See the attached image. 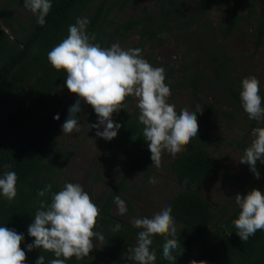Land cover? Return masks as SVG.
<instances>
[{
	"label": "trees",
	"instance_id": "16d2710c",
	"mask_svg": "<svg viewBox=\"0 0 264 264\" xmlns=\"http://www.w3.org/2000/svg\"><path fill=\"white\" fill-rule=\"evenodd\" d=\"M132 1L52 0V8L43 26L36 24L31 12L23 6V0L0 2V173L10 170L17 175L16 198L12 202L0 199V225L24 234L21 249L33 239L27 235V227L40 201L50 202L47 194L37 197V191L49 184L52 192L61 188L58 176L64 148L59 135L68 109L78 98L76 95L71 98L67 108L40 112L47 107L54 92L65 87L64 72H57L49 65L47 53L66 38L68 26L77 18L89 21L86 31L95 36L90 42L102 48L109 47L116 36L126 40L133 33L137 41L131 48H140L142 57L148 61L153 59L144 54L146 44L160 41L165 34L186 39L193 58L182 64L177 72L179 75L172 68L167 70L164 82L170 91H174L176 84L185 86L182 88L188 89V97L192 100L190 105L193 108L201 106L214 116L235 120L234 112L242 110L239 89L243 76L234 74L221 41L228 38L242 20H246L252 27L253 47L258 49L264 39V0H248L246 5L241 0H195L191 9L184 7L183 0H156L151 10L143 8L138 16L118 23L116 16ZM11 6L27 12V19H15ZM214 8L227 11V21L218 30L220 41L206 22L209 11ZM203 80L221 95L222 102L231 108L229 112L221 110L215 102L203 99ZM260 94L264 97V89ZM132 98L127 97L125 109L112 115L114 123L121 125L116 137L104 140V145L114 150L134 153L116 182L108 185V193L94 199L101 213L94 230L100 232L104 239H94V249L88 257L79 261L73 257L66 264H136L128 256L141 229L121 221L120 215L111 211L116 196L125 202L128 211L131 210L130 203L121 193L131 177L142 173L146 179L152 171L150 152L142 137L143 126L138 121L139 111L137 107L131 108ZM180 109L176 111L179 113ZM56 114H59V119H53ZM222 142L223 139L208 132L198 131L196 138L184 145L180 153L171 156L168 163L169 173L181 187L167 201L172 205L170 212L181 246L173 253V264H264V231L258 230L246 242L241 241L232 224L238 217V206L229 209L210 204L196 190L205 183L214 168L207 148L212 143ZM227 144L241 152L248 146L245 136L232 139ZM5 163L11 168L4 169L2 165ZM262 167L264 163L259 162L258 168ZM236 178L233 174L222 175L223 180ZM98 180L100 177L96 173L94 181ZM116 223L121 227L113 231ZM161 244L162 234L154 235V264H169L160 256ZM39 255H44L46 262L54 258L49 252L33 249L25 252L24 264H35Z\"/></svg>",
	"mask_w": 264,
	"mask_h": 264
},
{
	"label": "clouds",
	"instance_id": "9594fccd",
	"mask_svg": "<svg viewBox=\"0 0 264 264\" xmlns=\"http://www.w3.org/2000/svg\"><path fill=\"white\" fill-rule=\"evenodd\" d=\"M23 6L31 12L36 24L43 26L52 8V0H23ZM88 23L86 18H77L68 26L66 38L47 53L49 65L57 72H64L65 87L78 98L68 109V116L61 125L62 132L80 131L76 114L81 110L79 104L82 100L97 116V123L89 127L98 129L97 137L110 141L121 127L112 120L113 113L125 109L127 97H135L138 121L143 126L142 137L147 142L151 165L159 169L164 152L175 156L192 138H196V113L201 107L197 106L195 110L182 108L178 113L176 106L167 102L171 92L164 82V69L152 67L142 57L140 48L122 49L118 43L102 48L91 43L95 36L86 31ZM239 101L249 120L264 122V97L255 76L250 75L240 81ZM53 119H59V114ZM101 127L102 131L99 130ZM251 136V142L243 150L239 162L246 164L259 179L260 173L255 165L257 161L264 163V127L253 128ZM2 167L10 169L11 165L5 163ZM148 183L155 185L157 181L149 177ZM16 184L14 171L0 173V199L12 202L17 196ZM51 188L52 185H45L36 193L37 197L47 194L50 202L40 201L27 227V235L33 239L24 245V249L20 247L24 234L0 225V264H24L25 252L33 249L49 252L54 257L46 262L45 256L39 255L35 264H66L73 257L79 261L94 249V239H104L100 232L94 230L98 226L100 210L81 184L64 183L56 192ZM234 198L239 213L232 224L239 239L246 242L258 230L264 231V192L252 189L243 197L236 194ZM114 202L117 214L124 215L127 212L125 202L119 196L114 197ZM171 208V203L166 202L150 218L134 219L132 226L141 230L128 259L136 264H154L153 236L162 234L160 256L173 264V253L181 246ZM120 227L116 223L113 231Z\"/></svg>",
	"mask_w": 264,
	"mask_h": 264
},
{
	"label": "rangeland",
	"instance_id": "374dc122",
	"mask_svg": "<svg viewBox=\"0 0 264 264\" xmlns=\"http://www.w3.org/2000/svg\"><path fill=\"white\" fill-rule=\"evenodd\" d=\"M156 0H133L130 5L116 16L118 23L127 18L136 17L143 8L152 9ZM232 1V0H228ZM244 5L248 0H241ZM4 3L5 0H0ZM195 0H183L184 7L191 9ZM13 17L17 20L25 21L28 13L15 6L10 7ZM244 13V12H243ZM227 21V11L223 8L211 9L207 15V24L215 30L216 38L221 40L218 30H220ZM251 26L242 20L232 32V34L222 40V45L227 53L231 66L234 68L237 76H255L260 82V91L264 89V39L258 49H254L252 38L250 36ZM182 39V40H181ZM137 41V37L132 33L126 40L123 37L116 36L109 44L118 43L122 49H128ZM144 54L149 55L153 60L148 61L152 67H162L166 74L169 68L174 69L175 73L182 68V64L193 58V52L189 50V44L182 37L173 38L165 34L160 41H154L145 45ZM167 64V65H166ZM199 66L198 68H200ZM205 73L208 70H204ZM204 81V80H203ZM203 83V99L215 102L223 111H230L225 102H222L221 95L216 92L210 83ZM175 85V89L168 98V103L176 106L175 110L180 108L192 107L191 98L188 97V89ZM171 90V89H170ZM75 96L70 93L66 87L57 89L49 100L47 107L41 110V114L50 113L57 108L69 107V100ZM137 100L132 98L131 108L136 107ZM80 112L76 114L79 132L65 134L61 132L59 142L64 148L63 159L59 166L60 174L58 184L60 187L64 183H79L82 185L92 202L100 195L108 193V185L114 184L120 177L125 165L134 153L114 150L110 146L104 145V139L95 135L98 129L89 127L97 123V116L93 117V109L90 105L79 104ZM201 107V106H199ZM198 131L208 132L215 137L224 140L222 143H212L207 148L211 154L214 168L205 181V183L196 190L210 204H219L229 209L236 208L235 195L242 197L252 189L264 191V167L258 168L259 161L255 167L260 173L259 179L255 178L246 164L239 162L243 152L227 142L232 139L246 137V143L249 145L252 139L251 130L255 127H264V122L258 123L249 120L243 110L234 112V119L230 120L221 115H211L206 113L203 108L196 113ZM99 130H103L102 127ZM181 151L177 152L180 153ZM150 156V154H148ZM171 160V155L167 152L162 154L161 167L156 169L152 166L149 177H154L157 181L155 185L148 183V178H144L142 173L131 177L126 184V189L121 193L122 197L130 203L131 210L124 215H120L121 221L132 224L134 219L151 217L164 203L175 195L181 187L177 184L167 167ZM98 173L100 180L94 181V175ZM223 174L236 175V179L223 180ZM122 200V199H121ZM126 205V204H125ZM112 213L117 214V205L114 202L111 208Z\"/></svg>",
	"mask_w": 264,
	"mask_h": 264
}]
</instances>
